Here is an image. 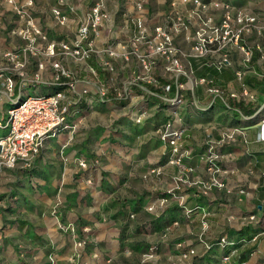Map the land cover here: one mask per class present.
Segmentation results:
<instances>
[{"label":"crops","instance_id":"1","mask_svg":"<svg viewBox=\"0 0 264 264\" xmlns=\"http://www.w3.org/2000/svg\"><path fill=\"white\" fill-rule=\"evenodd\" d=\"M127 1L128 0H126V3L131 5L130 10L135 11L138 15L139 12L135 7V0ZM169 1L170 0H155V6L151 9V12H149L147 8L143 11L152 18L149 20L152 25L161 21V16L165 12ZM225 1H232V3L235 4L240 1L241 5H243V2L246 0ZM37 3L38 4L33 7L35 19L43 29L48 32L50 38H52L49 33L50 29L48 24H56L52 14L54 5ZM88 3H82L80 5L88 6ZM103 3L104 12L107 13L110 18L108 20L109 26L107 25V27L111 28L114 16L119 13L120 15L122 14V0H118L117 2L116 0H111L109 3L105 0ZM22 24L23 20L16 13L12 11L11 13L7 12L3 15L0 9V30L5 29L8 31L7 35H0V38L5 36L4 39H0V52L11 50L21 44V40L13 36L11 31ZM69 27L70 31L75 30L73 24H70ZM121 33L122 28L114 33L115 37L119 39L122 37ZM109 36L111 37V35ZM115 37H112L113 40ZM252 49L254 58L248 66H243L241 52L234 49L232 51L233 65L224 69L223 72H217L214 68L205 66L204 61L202 64L203 67L201 68V66H198L197 60H194L193 63L188 60L189 65L197 66V71H195L196 74H200L202 77H212L215 81V85L222 89V94L216 97L217 99L214 97L216 100L213 99L208 102L207 96L210 94L208 92V87L206 88L201 85L196 86L193 90L189 89L188 93L185 95L184 103L179 107L168 106L161 98L160 89L157 90L149 84L144 83L142 87H136L134 91V93H136L135 98L139 99L140 97L144 98L146 96L148 98L150 94L147 93V90H151L155 93L160 107L168 106L170 113L172 110L179 111L182 120L178 121L174 127L182 130L183 144L186 148L192 150L191 157L189 156L184 160L183 164L193 169L190 173L193 181L205 179L208 176L206 164L202 158L204 152H206L208 148L205 141H207L209 137L219 139L223 132L221 130L210 132L208 126L212 122L209 121L211 119H209L207 113L218 115L222 112L221 109L223 110L226 108V113H228L227 115L230 121H227L226 128H243L244 135L237 138L238 147L235 151L230 152L228 147H224L223 149L218 148L217 151L219 153H230V155L223 160L225 166L235 170L234 173H230L226 176L228 187L235 188L237 191V189H239L237 187L245 181V183L248 184V194L239 197V194L236 192L234 197L232 194V196L228 198L224 191L216 190L210 196L204 197L201 196L200 190L196 187H190L182 183L181 189L176 190L180 197L175 199L167 196L168 202L165 205H160L156 200H159L161 196H166L167 190L176 187L179 180L177 177H179L181 173L177 165L171 166L166 164L167 156L164 154V144L161 142L163 146L162 159L164 158L165 161L163 163L166 165L164 171L159 174H151L150 171L156 167L152 166L146 171L147 177L145 180L148 181L145 187L143 186V190H147V192L141 190L139 194H136L134 200H126L127 190L121 189V186H116V182H113L116 177L118 181L120 180L118 171H120L122 167V163L120 162L122 161L121 152H105L101 155L94 156V158H99L101 161V168L99 169L98 167V169L95 170V178L85 180L82 172H87L86 170L94 163H91L84 154L79 156V158H70L68 156L70 152H64L68 147L65 144L62 146V155H66L67 159L65 162L67 165L63 167L62 175L64 180H62V182L64 181L65 183L66 181V183H73L72 180L79 177V184L76 189L73 190L69 200L64 204L63 200H61V196H56L57 198L54 200L53 194L56 187L53 183L52 186L50 185V188L43 186L40 191L33 190V187H36L33 184H35L36 177H38V172H46L48 174L50 168H62L57 158V154L61 152V150H56L51 156H46L44 150L47 142L54 144V147L56 144H61L65 136L59 135L57 138H49L48 141L45 142L32 168H3L0 170V172L4 170H22L23 173H21L19 177L23 178L25 184L22 185L21 188L27 193L24 202L18 201L14 183L12 184L15 179L12 177L7 178V180L12 182L11 185H8V188H6L7 196L0 199V208L3 206L2 208L5 207L7 211H12V213H18L19 211L22 215L19 219H14L13 216L8 214L9 218L3 221L2 215L0 214V264H11L10 258L13 256V245L11 244L12 236L18 239L34 240L39 237L38 235L48 236L52 234V236H54L50 237L49 244L53 245V241H56L54 245H57L54 250L58 253V248L63 247L66 243L63 240V233L58 231L59 223H73L77 225L80 234H84L83 229L88 228L91 229L90 234H160L157 237L158 240L162 234L166 233V238L160 240L161 247L158 250L160 258L156 260L155 264H264V236L260 237L256 242H248L247 244L239 243L238 254L232 256L228 261L224 260V257L230 254L232 248H221L215 245L210 249L207 248V244H214L223 236L233 241H239L243 238L249 240L255 234L264 230V141L260 140V122L264 120V66L260 64L262 54L259 47L253 46ZM68 65L74 69L77 68V66L70 61H68ZM238 72H243L242 78L238 77ZM82 76L85 80H92V77L88 73L84 72ZM107 80L108 78L106 79L105 73L101 72L100 78L92 81L94 83V88L101 85L103 82L106 83ZM198 88H201L199 92H197ZM245 88L252 94L254 97L253 100L243 97V90ZM93 91L95 90L93 89ZM231 94H236L238 97H232ZM109 95L107 96L109 100L112 101V103L114 102V105L120 106L115 97L111 98ZM91 98L93 99L92 104L100 101L99 95L94 94V92L89 94L87 100ZM87 100L82 102L80 110L87 109L92 105H89ZM221 103H224L225 106ZM137 104H139V102ZM254 110L255 113L249 115V111ZM164 124L165 122L157 130L164 128ZM196 126L199 128L203 127L205 132V140L201 145L202 148L198 150H194L189 144L192 137L191 129ZM56 139L59 141H55ZM63 156L61 158L62 160L65 159ZM52 158L55 160H52ZM81 159L87 161L89 164L88 169L80 167L79 161ZM52 162L57 165L52 166ZM69 164L70 166L67 167ZM29 170H34V174L31 175ZM79 170L82 171L79 172ZM250 170H252L251 174ZM24 172L28 174L25 175ZM101 172L103 176H100ZM111 176L113 177L112 180L110 179ZM185 177L188 179L189 173L185 174ZM91 179H94V181ZM89 180L91 183H89ZM29 182L30 184H28ZM30 191H32V193H30ZM0 192H3L1 186ZM116 196L122 197V202H118ZM57 201H61L62 203L58 209L59 214L53 219L47 217V209H53ZM181 203L185 204L188 209H195L197 206H201L210 211L211 214L207 218L209 227L206 230V234H202L201 225L203 220L201 211L195 209L192 213L187 215ZM151 205H154L155 208L150 212L147 210V207ZM12 207L17 208V211H14V209L11 210ZM0 211L3 212L4 209ZM62 212H65L66 215H63ZM249 215H255L256 219L250 220ZM4 224L6 225L5 227ZM52 225L55 227L53 231H51ZM65 234L72 233L65 232ZM68 238L70 239V235ZM178 244H183L184 246L178 247ZM190 248H193L196 253L185 258L183 255ZM62 255L60 256L61 258ZM56 258L58 259V256H56ZM55 264L59 263L57 262Z\"/></svg>","mask_w":264,"mask_h":264},{"label":"built area","instance_id":"2","mask_svg":"<svg viewBox=\"0 0 264 264\" xmlns=\"http://www.w3.org/2000/svg\"><path fill=\"white\" fill-rule=\"evenodd\" d=\"M9 1L13 3L14 0ZM145 4V0H135L139 14L131 18L134 34L129 44L124 46L122 43L117 46L108 44L109 38H113L103 34L109 15L104 12V3L101 1L82 6L59 0L53 6L56 26L70 31V24L74 25L75 30L70 31L71 37L66 39L50 38L36 21L34 0H24L23 5L17 8L16 13L23 24L12 29L11 34L19 38L21 44L0 52V132L3 133L0 135V170L32 168L46 140L72 127L70 117L73 112L80 111L82 102L87 100L89 94L94 92L99 95L100 101H106L110 87L102 83L94 88L92 81L99 79L101 72L114 75L118 59L129 62L131 58L137 57L138 70L125 82L124 89L114 88L116 100L127 99L132 88L142 87L145 83L160 89L162 100L170 107L181 106L189 89L193 90L198 85H207L208 92L215 98L222 94V89L215 85L212 77H194V70L188 68L185 58L204 60L205 66L223 72L233 65L232 51L237 49L242 54L245 66L252 62L253 49L243 42L242 37L261 33L263 26L259 24L260 13L235 9L221 2L170 0L161 21L148 25L147 19L141 15ZM218 10H221V15H218ZM68 61L77 68L70 67ZM161 62L169 78L166 84H161L157 76ZM84 72L92 80H85L82 76ZM237 75L242 78L241 72ZM39 85H55L57 89L53 93H39ZM31 88L33 93L29 91L26 95V89ZM147 93L155 96L151 90H147ZM231 95L238 97L236 94ZM243 97L254 99L247 88L243 90ZM87 102L90 105L93 99ZM181 120L179 111L172 110L171 117L161 130V139L168 150L166 156L170 157L169 163L175 165L183 164L184 158L189 155L181 142L182 130L174 127ZM260 127V140L264 141V120H261ZM243 135V128L223 131L220 138L209 146L208 152L204 153L202 158L209 176L198 181L201 196H210L216 190L230 192L225 176L235 170L223 162L230 153H219L217 150L230 146L238 136ZM79 165L84 169L89 167L85 159H81ZM162 171L163 168L158 166L151 173L159 174ZM179 181L166 195L176 197V190L181 189L182 183L188 182L187 179ZM167 201V197L161 198L160 205ZM181 205L187 215L200 209L203 229L206 231L210 211L201 206L188 209L185 204ZM149 210L152 211L153 207H149ZM255 219V216L250 217V220ZM65 230L75 232L73 225L66 226ZM262 236L264 230L249 240L243 238L233 241L223 236L214 244H207V248L214 245L232 248L230 254L224 257L228 261L238 254L239 243L256 242ZM78 246L81 247L82 243ZM195 253L190 248L183 256L186 258Z\"/></svg>","mask_w":264,"mask_h":264},{"label":"rangeland","instance_id":"3","mask_svg":"<svg viewBox=\"0 0 264 264\" xmlns=\"http://www.w3.org/2000/svg\"><path fill=\"white\" fill-rule=\"evenodd\" d=\"M58 1L59 0H34V3L35 6L36 4H38L37 2L46 5L55 6L56 4H58ZM99 1L103 2L105 0H65V2H67L68 4H82V3L87 4L89 2L88 6L94 5ZM110 1L111 0H106V2L108 3ZM117 1L118 0H116V2ZM145 1L146 4L144 10L147 8V10L151 12L152 11L151 9L155 6V0H145ZM208 2H216V3L221 2L231 5V7L235 9L244 10L250 13L251 12L257 14L260 13L259 24L263 26L261 33L247 34L242 37V40L250 48H253V46L259 47L260 52L262 54L260 64L264 66V0H246L245 2H243V5H241L240 1L237 4L232 3V1L230 2L225 0H211ZM23 3L24 0H14L13 3L10 2L9 0H0V9L3 15L6 14L7 12L11 13L12 11L16 13L17 8L23 5ZM130 9H131V5L129 3H126V0H122V14H121L122 16L120 15V13L114 16L113 21L111 23L112 24L111 28L107 27V25L109 26V23L108 20L106 21L105 27L103 29V34L104 36H107V38H109V35H111V37L114 38L115 37L114 33H116V31L121 30L122 28V33H121L122 37H120L119 39L115 37L114 40L109 38L108 41L109 45L111 44L113 46H117L118 43H122V46H124L129 44L130 39L133 37L134 34L131 18L137 15L135 11L132 10L133 11L132 12ZM141 15H144V17L147 19L148 25H152L150 23L151 21H149L152 18H150L144 12ZM218 15H221V10H218ZM48 25L50 29L49 33L52 36V38L66 39L68 37H71L72 33H70L69 29L61 30L58 26H56V24L53 25V23H49ZM5 34L6 35L8 34L7 30L5 29L0 30V35H5ZM4 38L5 36L0 39H4ZM182 47L185 48V46ZM188 60L193 63L195 59L185 58L186 65L188 66V68H191L192 65L188 64ZM203 61L204 60L196 61L198 62V66H201V68L203 67L202 66ZM115 65H116L115 74L112 75L105 73L106 79L108 78V80L106 83L103 82L108 87H110L109 96L111 98L115 97L114 88L121 87L122 89H124L125 82L128 81L129 77L133 74V72L138 70V58L133 57L129 62L123 59L122 60L118 59ZM192 69L194 70L193 71L194 77H196L197 79L202 77L200 74L195 73V71H197V66L193 65ZM166 75L167 74L165 73L164 63L161 62L157 73V76L159 77L161 84L168 83L169 78ZM201 86H205L206 88L208 87L207 85H201ZM55 89H56L55 85H46V86L39 85V87H37V91L39 93H52L55 91ZM135 89L136 87L132 88L129 97L127 99L122 100V102L116 100L120 106L114 105L113 104L114 102L112 103V101H110L109 98L106 97L105 98L106 101H97L87 109L80 110L79 112H73L72 116L70 117V124H72V127L65 131H62L60 134H58L55 137L57 138L59 135L65 136L63 137L62 143L56 144V146L54 147V144H52L51 142H47V144H45L44 147L46 156H51L56 150L59 151L61 150V152H58L57 158L62 168L59 167L55 169L54 167L50 168L48 174L46 172L43 173L38 172V177H36L37 179L35 181V184H33L36 187H33V190L40 191V189L43 186H47L48 188H50V185L52 186L53 183V185L56 187L53 194L54 200L58 196H61L62 198L61 200H63L64 204L66 203V201L69 200L70 195L73 193V190L76 189L77 185L79 184L78 183L79 177L74 178V180H72L73 183H66V181L65 183L64 181L62 182V180H64L62 175L63 167H66L67 165L65 162V160L67 159L66 155L64 156L62 155V151H63L62 146L65 144L68 147L64 150V152L69 151L70 153L68 156L70 158L71 157L79 158V156L84 154L88 158V160L91 161V163L92 162L94 163L91 165V167H89L88 170H86L87 172H82L85 180H88L89 178H95L96 177L95 170L98 169V167L99 169L101 168V161L99 160V158L97 159L94 158V156L101 155L105 152L106 153L108 152L113 153L116 151L121 152L122 161L120 162L122 163V167L120 171H118L120 180L118 181L116 177L113 182L114 183L116 182L115 183L116 186H121V189L123 188L127 190L125 197L126 200L128 199L134 200L136 194H139V192L144 189L145 184L148 181L145 180L147 177L146 171H148L152 166L162 167L164 171L166 165H164L163 163L165 161L164 158L162 159L163 146L161 144L162 143L164 144L163 151L165 155L168 150L164 141L161 139L163 130L162 129L157 130V129L171 117V113L169 112L168 106L160 107L158 105L159 101L156 98V96L150 95L148 98L147 96L144 98L140 97L139 99L135 98L136 96V93H134ZM200 89L201 88H198L197 92H199ZM29 91L33 93V89L31 88V89H26L25 94L26 95L29 94ZM207 98H208V102H210L213 99L214 100L217 99V98L215 99L214 95L212 94L211 95L209 94ZM138 102L139 104H137ZM221 104L224 105V103ZM223 110L221 109L222 112L218 115L217 114L213 115L209 112L207 113V116L209 117V119H211L209 121L212 122L208 126L210 132L212 131L216 132L219 130L226 131L228 129H234L232 127L226 128L227 121L228 122L230 121H229V116L227 115L228 113H226V108H224ZM191 131H192V137L191 140L189 141L190 147L192 146L194 150H198L202 148L201 146L202 142L205 140L204 128L203 127L199 128L196 126L193 127ZM1 134L3 133L0 132V135ZM57 140L58 139H56L55 141ZM216 140L218 139L209 137L207 138V141H205V144L208 145L209 148V146L212 145V142H215ZM46 141H48V139ZM181 142L183 143V139H181ZM237 142L238 140H236V142H233L230 146H228L230 152L235 151V149L238 147ZM184 148L189 151L188 157L189 156L191 157L192 150L190 148H186L185 146ZM208 148H207V152H208ZM62 156L65 157L64 160L61 159ZM188 157L184 158V160H186ZM169 158L170 157L167 156L166 164L171 166L172 165L176 166L175 164L169 163L170 162ZM52 160L55 159L52 158ZM56 165L57 164L52 162V166H56ZM69 166L70 164L67 167ZM177 167H179L181 171L180 176L177 178L187 179L185 177V174L189 173V178L187 179L188 182L185 185H189L190 187H196L198 190H200L198 181L204 179L193 181L190 176V173L193 170L192 168L188 167V165L185 164L177 165ZM81 171L82 170H79V172ZM1 172H0V184H1L0 186L3 188V192H0V199L7 196L6 188H8V185H11L12 182L10 180H7V178L12 177L13 179H15L14 182H12V184L14 183V188L18 196V201L24 202L27 193L24 189L21 188V186L25 184L23 182L24 181L23 178L19 177L21 176V173H23L22 170L20 171L4 170L2 172L3 174ZM251 172L252 170H250V174ZM29 173L33 175L34 170L31 171L29 170ZM100 176H103L102 172L100 173ZM208 176L205 179H207ZM112 178L113 177L111 176L110 179L112 180ZM92 181H94V179ZM178 183H180L179 180ZM28 184H30V182ZM247 187L248 184L245 183L244 181V183H241L237 187L239 188L237 189V191L235 190V188L228 187L230 192L224 191V193L227 195L228 198H230L232 194L234 197V194L237 192V194H239L240 197L241 195H245L249 193ZM143 192H147V190H143ZM30 193H32V191H30ZM167 196L168 195L161 196L159 200L157 199L156 201H158V203H161L160 202L161 198ZM179 197L180 196L177 194L176 197L173 196L172 198L178 199ZM116 200H118V202H122V197L116 196ZM167 202H165L163 205H165ZM61 204H62L61 201H57V204L56 206H54L53 209L48 208L46 213L47 217H51L52 219L55 218V216L59 214L58 209ZM2 207L0 208V210L4 209V211L3 212L0 211V214L2 215L3 221L4 219L9 218L8 214L10 216H13L14 219H19L20 216L22 215V213L19 211L18 213H12V211H7L5 207L4 208ZM149 207H153V210L155 208L154 205L148 206L147 207L148 211H150ZM13 209L14 211H17V208L12 207L11 210ZM62 214L64 215L65 212H62ZM251 216H255V215H249V219ZM70 225L74 226L75 232H73L72 234H65V232H70L69 230H65V227ZM5 226L6 225L4 224V227ZM58 226H59L58 231L63 233L62 235L64 238L63 237L62 238L64 242H66L63 245V247L58 248L59 249L58 253H56V251L54 250L55 246L57 245V244L54 245L56 241H53L54 242L53 245L49 244L50 237L54 236V235L52 236V234H49L48 236L38 235L39 237L35 238L34 240L23 239V238L18 239L12 236L11 244L13 245L12 246L13 256L12 258H10L11 264H40V263L55 264L57 262L59 264H155L156 260H159L160 258L158 251L159 248L161 247L160 240L165 239L167 236V234L164 233L160 236V239L157 240V237L160 234L158 235L157 234H90L91 229L88 228H84L83 229L84 234H80L78 232L77 225L73 223H67V224L59 223ZM201 226H202V234H206L207 231H204L203 225ZM51 229H52L51 231L55 230L54 225H52ZM69 235L71 240L68 238ZM79 243H82L81 247L78 246ZM179 246L182 247L184 245L178 244V247ZM61 255L62 258L60 257ZM56 256H58V259L56 258Z\"/></svg>","mask_w":264,"mask_h":264},{"label":"trees","instance_id":"4","mask_svg":"<svg viewBox=\"0 0 264 264\" xmlns=\"http://www.w3.org/2000/svg\"><path fill=\"white\" fill-rule=\"evenodd\" d=\"M253 58H254V55H253ZM252 58V60H253ZM241 105V104H240ZM242 107V106H241ZM242 109V108H241ZM255 113V110L254 111H249V115H253Z\"/></svg>","mask_w":264,"mask_h":264}]
</instances>
